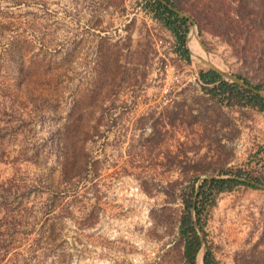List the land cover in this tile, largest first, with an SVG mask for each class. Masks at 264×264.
Wrapping results in <instances>:
<instances>
[{
    "label": "rangeland",
    "instance_id": "rangeland-1",
    "mask_svg": "<svg viewBox=\"0 0 264 264\" xmlns=\"http://www.w3.org/2000/svg\"><path fill=\"white\" fill-rule=\"evenodd\" d=\"M155 1L0 0V264H189L190 201L195 264H264V113L188 48L264 93V0H169L189 62Z\"/></svg>",
    "mask_w": 264,
    "mask_h": 264
},
{
    "label": "trees",
    "instance_id": "trees-1",
    "mask_svg": "<svg viewBox=\"0 0 264 264\" xmlns=\"http://www.w3.org/2000/svg\"><path fill=\"white\" fill-rule=\"evenodd\" d=\"M165 1L170 3L169 0ZM152 9L163 26L172 33L173 37L175 38L176 47L179 54H181V56L189 62V51L185 47V38L189 30L187 23L189 20L187 18L180 17L167 9L159 0H156L153 3ZM198 78L202 84V89L205 90L211 98H220L229 93L231 96L237 98L238 103L244 101L245 105L256 108L264 113V101L261 98L252 92L241 88L239 85L225 81L215 72L211 70L206 72L200 71ZM256 89L260 90L259 87ZM225 184H229V187L237 184L250 187L249 182H240L238 179H210L203 182V185L200 187L197 195H200L206 186L210 189V191H215L216 193L222 192L225 190ZM191 208H195V210L197 209V205L196 203H193V201H190L186 205V213L182 218L180 231L182 237L185 239L184 258L189 262V264H195L197 253L201 247V240L191 220ZM204 260L205 264H215L209 261L208 256L205 257Z\"/></svg>",
    "mask_w": 264,
    "mask_h": 264
},
{
    "label": "water",
    "instance_id": "water-1",
    "mask_svg": "<svg viewBox=\"0 0 264 264\" xmlns=\"http://www.w3.org/2000/svg\"><path fill=\"white\" fill-rule=\"evenodd\" d=\"M167 9H169L170 11H172L173 13L177 14L178 16L180 17H183V18H187L183 13H181L177 8H175L173 5H171L170 3H167L165 0H159ZM205 66H207L209 68V70L215 72L216 74H218L220 77H222L225 81H229L233 84H236V85H239L240 87L252 92L253 94L257 95L259 98H261L263 101H264V93L260 92L259 90L255 89L254 87H251L247 84H245L243 81H241L240 79H238L237 77L231 75V74H228L227 72L223 71V70H220L210 64H206L205 63ZM240 181L242 182H245L247 183L248 181L244 180V179H240ZM250 183V182H249ZM252 184V183H251ZM256 187H261L259 185H256V184H252ZM261 188H264L261 187ZM195 228L197 229V226L195 225ZM202 253H203V257L205 256L206 254V250L203 248L202 249Z\"/></svg>",
    "mask_w": 264,
    "mask_h": 264
},
{
    "label": "bare ground",
    "instance_id": "bare-ground-1",
    "mask_svg": "<svg viewBox=\"0 0 264 264\" xmlns=\"http://www.w3.org/2000/svg\"><path fill=\"white\" fill-rule=\"evenodd\" d=\"M192 31V30H190ZM190 34V33H189ZM188 48L190 50V53L192 54V56L197 60L196 62H200L202 64L205 65L206 64H210L220 70H222V67L220 65H217V63L215 61H210L207 54L205 55V53L203 52V50L201 49V45H199V42L197 40V36L195 31H192L191 34L188 36ZM202 256L203 253L201 252V254L199 255V264H202Z\"/></svg>",
    "mask_w": 264,
    "mask_h": 264
}]
</instances>
